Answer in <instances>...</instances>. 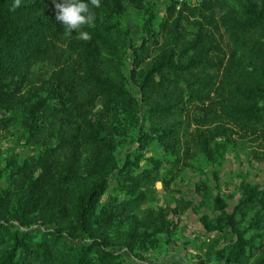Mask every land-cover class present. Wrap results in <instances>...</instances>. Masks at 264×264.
<instances>
[{"label":"trees","instance_id":"1","mask_svg":"<svg viewBox=\"0 0 264 264\" xmlns=\"http://www.w3.org/2000/svg\"><path fill=\"white\" fill-rule=\"evenodd\" d=\"M13 4L0 0V110L10 114L0 123L17 125L37 152L5 160L0 264H128L118 249L135 253L156 246L158 236L169 233L170 213L181 214L192 202L173 196L165 208L148 205L166 180L159 159L142 163L151 141L178 168L188 153L190 160L211 159L213 151L233 145L237 130L245 137L239 143H255L251 154L264 161V0H203L180 11L166 0L175 16L165 22L164 40L141 71L136 93L119 55L130 48L115 17L123 0H100L99 8L89 3L95 22L82 28L89 40L65 33L52 0H20L15 10ZM216 6L226 53L199 21L207 19L204 7ZM184 11L195 20L189 37L180 28ZM153 19L150 13L145 21V48ZM132 48L138 65L139 47ZM104 53L113 63L108 73L99 62ZM31 61L52 66L48 79L40 87L13 83L14 73ZM131 134L138 145L118 157ZM217 181L215 176L214 189L201 180L198 185L219 214L214 224L202 215L203 226L226 227L235 236L221 264H264V189L242 182L229 212Z\"/></svg>","mask_w":264,"mask_h":264},{"label":"rangeland","instance_id":"2","mask_svg":"<svg viewBox=\"0 0 264 264\" xmlns=\"http://www.w3.org/2000/svg\"><path fill=\"white\" fill-rule=\"evenodd\" d=\"M123 5L122 11L116 13L115 17L119 21L122 31L128 32L126 40L130 48L125 49V52L119 55L123 60L121 68L126 77L127 85L132 88L133 93H136L141 71L146 69L152 62L154 56L158 53V47L164 40L166 30L163 29V26L165 22L170 25L175 14H168L166 0H123ZM150 13L154 16L151 25L154 35H149V37H152L150 46L145 48L143 47L145 39L143 29ZM183 13H185V18L182 20L180 28L185 36L189 37V34L196 32L195 20L192 15H188V12L184 11ZM203 14L207 18H205L206 21L201 16H199V21H202L204 28L213 31L217 44L225 53L228 52L227 36L223 28L219 26L218 21L219 6L214 7L212 10L204 7ZM210 15H213L212 21H208ZM65 47L63 45L62 48L65 49ZM132 47H139L141 60L138 65H134ZM104 56H107V54L104 53L99 58V62L104 73H108L109 70L111 71L109 66L111 67L113 63L112 60L110 63V60L108 61L106 57L103 59ZM51 67L47 61H31L28 65L22 64L21 68L14 73L12 82H24L27 86V84L31 85V82L35 81L36 85L40 87L41 83L46 78L48 79ZM27 89L33 91L32 86ZM196 109L198 108L195 106ZM192 111H194L193 108ZM0 117H4L2 119L10 118V114L7 115L0 110ZM135 135L131 134L128 141L118 147L116 152L118 157H123L125 151H132L138 145ZM244 138L236 130L233 134V145L229 143L226 144V149L222 148L220 152L213 151L211 159L200 157L190 160L189 155L191 156V154L188 153L183 159V165L178 168L171 167L167 163V154L162 150L159 143L151 141L146 145L143 150L142 163L147 164L152 159H159L166 175V180L157 184L156 201L148 205L153 207L154 210H158L160 207L165 208L174 196L191 201L192 206L178 215L170 213L168 217L171 219L169 233L160 234L158 236L159 243L156 246L136 250L135 253L118 249L124 254L128 264H221L224 261L235 236L226 227L207 230L203 226L200 221L202 215H207L208 219L214 224V219L219 214L214 211L211 199L200 189L198 181L201 180L214 189L216 176L221 195L227 203L229 212L233 210L240 198L242 182H250L264 189V161L251 154V151L256 148L255 143L250 142L245 145L239 143ZM219 141L226 142L222 138H219ZM251 144L252 146L248 147ZM36 152V147L28 146L25 143L22 132L17 125L0 123V189L6 186L3 172L5 160L12 155H17L19 159H22ZM110 185L103 196V200L107 199L115 186V182H111ZM215 193L216 191H213V195ZM171 206L173 207V204ZM243 228H248L245 223H241V229ZM255 240L257 244L259 239L256 238Z\"/></svg>","mask_w":264,"mask_h":264},{"label":"clouds","instance_id":"3","mask_svg":"<svg viewBox=\"0 0 264 264\" xmlns=\"http://www.w3.org/2000/svg\"><path fill=\"white\" fill-rule=\"evenodd\" d=\"M54 5L55 19L63 25L65 33L71 35L73 32L79 33V38L89 40V33L82 31L85 26H92L95 22V14L91 11L89 3L93 8L100 7V0H52ZM20 6V0H14L12 10Z\"/></svg>","mask_w":264,"mask_h":264},{"label":"built area","instance_id":"4","mask_svg":"<svg viewBox=\"0 0 264 264\" xmlns=\"http://www.w3.org/2000/svg\"><path fill=\"white\" fill-rule=\"evenodd\" d=\"M173 1L175 6V11H180L183 9L184 5L194 7L196 5H199L203 0H173Z\"/></svg>","mask_w":264,"mask_h":264}]
</instances>
